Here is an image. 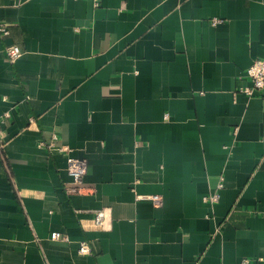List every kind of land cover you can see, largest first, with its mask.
Here are the masks:
<instances>
[{
  "label": "crops",
  "instance_id": "obj_1",
  "mask_svg": "<svg viewBox=\"0 0 264 264\" xmlns=\"http://www.w3.org/2000/svg\"><path fill=\"white\" fill-rule=\"evenodd\" d=\"M0 22V264H264V89L239 91L264 0H0Z\"/></svg>",
  "mask_w": 264,
  "mask_h": 264
},
{
  "label": "built area",
  "instance_id": "obj_2",
  "mask_svg": "<svg viewBox=\"0 0 264 264\" xmlns=\"http://www.w3.org/2000/svg\"><path fill=\"white\" fill-rule=\"evenodd\" d=\"M94 5H99V0H92ZM212 24H218L220 22H223V18L213 17L211 20ZM10 32L9 27L4 22H0V33L2 35H7ZM6 53L11 61L16 60L18 57L21 56L22 50L19 45H10L6 47ZM247 73L251 78V83L248 85L240 86L239 91L247 94L248 96H254L256 93L261 92L264 89V57L256 58L252 64L247 69ZM10 115L9 112H6L3 116L0 117V152L3 151L6 139L3 132V123ZM56 139H58L57 135L53 136V139L49 142L41 141V145L47 146L49 149H53L56 146ZM64 146H62L60 149H62ZM69 149L68 147H66ZM67 169L69 174L72 177V183L67 186V191L72 192H78L81 193L85 190L84 181L85 176L88 171V163L85 158H80L76 156H69L68 157V164ZM154 202L158 203L160 201L159 195L155 194L151 196ZM219 194L218 192H215L209 196V199L211 201L218 200ZM110 211L107 208H100L96 210L95 214V221L96 223L103 227L108 228L110 227ZM50 238L55 240H67L68 235L66 233H63L61 231H53L51 232ZM91 248L87 241H83L80 244L79 251L82 253H88L90 252ZM250 260L248 258H245L243 260V263H248Z\"/></svg>",
  "mask_w": 264,
  "mask_h": 264
}]
</instances>
